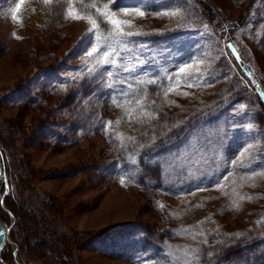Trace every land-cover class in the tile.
Segmentation results:
<instances>
[{"label": "rangeland", "instance_id": "1", "mask_svg": "<svg viewBox=\"0 0 264 264\" xmlns=\"http://www.w3.org/2000/svg\"><path fill=\"white\" fill-rule=\"evenodd\" d=\"M87 2L0 0L5 263L206 264L218 243L259 233V246L221 264H264V0H123L115 13L102 4L104 31ZM69 9L80 18H65ZM141 52L151 53L143 68ZM113 53L116 67L106 65ZM156 122L181 133L145 154L133 133ZM142 156L161 166L152 191L138 186Z\"/></svg>", "mask_w": 264, "mask_h": 264}, {"label": "trees", "instance_id": "2", "mask_svg": "<svg viewBox=\"0 0 264 264\" xmlns=\"http://www.w3.org/2000/svg\"><path fill=\"white\" fill-rule=\"evenodd\" d=\"M88 1L85 6L81 5L82 10L84 12L86 11H93L96 16L98 15V24L99 28L104 31V28L107 26L106 21H103L101 19V16L96 12V9L101 8V5H112V8H116L118 4H120L123 0H117V2L113 5V0H86ZM92 2V3H89ZM111 8V7H110ZM228 42H233L232 39H226L225 41V49L229 52L231 58H235L234 54L231 50L227 47ZM238 69L242 72L241 68L239 67L238 63H236ZM244 75V73L242 72ZM148 94L153 95L155 99L158 100V96L163 94V91H161L157 86L154 84H151L148 86ZM259 102L261 106L264 109V102L259 97ZM156 112L158 115L161 116V113H163L162 110L158 108V106L155 103ZM168 117H172V115L168 114ZM179 124V123H178ZM177 124V125H178ZM145 128L141 129L138 133H133L134 141H137L136 144L139 145L138 141L142 142V144H148L143 151L145 154L151 150V144L149 142H154L156 144L160 143L162 135H166L167 137H170L171 135H174L177 137L180 135L181 131H178L176 125H171L167 128L162 129L161 123H154L152 125H145ZM161 136V137H160ZM152 143V144H154ZM110 147L112 148L113 152L116 151V142L112 141L110 143ZM140 172H139V180H138V186L142 189L152 191L155 187H158L161 183L162 179V172H161V166L159 163L149 162L144 159V156L140 158ZM2 212V210H1ZM33 216L34 214H30ZM1 217V216H0ZM3 219V218H2ZM32 225V222L30 223ZM260 234H243L241 237H239L237 240L232 241H226L227 243H218L217 250H215L216 253H213L210 257H208L205 262L206 264H221V263H228L230 261L236 260L238 258H241L245 255H247V251L250 252L252 249H255V246H259L260 241L262 237L259 236ZM154 238L151 235L150 232H148V229H146V234L144 236V240H148L149 242L152 241Z\"/></svg>", "mask_w": 264, "mask_h": 264}, {"label": "snow or ice", "instance_id": "3", "mask_svg": "<svg viewBox=\"0 0 264 264\" xmlns=\"http://www.w3.org/2000/svg\"><path fill=\"white\" fill-rule=\"evenodd\" d=\"M116 2H117V0H113V5ZM20 6H21L20 4H17V6H16L17 9H19ZM109 7H112V5H109ZM145 8H146V5L145 4H141L140 7L136 8L135 10L138 11L140 13V15L142 16V15H144ZM112 10L115 13L116 9L114 7L112 8ZM166 14L167 13H157V15H166ZM65 18L79 19L80 17L75 15V14H73L71 9H69L68 15ZM13 19H16L15 15L13 16ZM112 24H113V26H115L117 24V22L116 21H112ZM205 27H207V26H205ZM122 28H124V25H119V28L117 30L119 31ZM120 35L121 36H127L130 39L133 35H141V33L120 32ZM122 43L124 44V50H127V51H132L137 46V42L136 41H131V46H129V41H122ZM139 44H141L143 46V48H148L149 47L147 42H139ZM227 47L229 48V50L233 49V45L232 44H228ZM96 51H98V50L94 49L93 52L89 53V56H92ZM148 55H151V53L141 52V53L137 54V57H135L134 59H136L138 67L143 68V67H145L148 64V60L145 59V57L148 56ZM122 62H123L122 54L113 53V54H108L107 55L106 65L107 64H111L112 67H116L119 64H122ZM104 71L107 72V75H108L109 79H114V78L118 77V75H119V73H114L111 70V68H109V67H104ZM125 71H132V70L131 69H125ZM158 74H159L158 72H155V73L152 74L151 78L153 79V81H155V78H156V76ZM176 75L180 76L181 79H183L185 83H188L189 81L193 80V78H194L193 75L185 74L183 72V69H181V71L179 73H177ZM196 77L198 78V74H196ZM124 83H125L126 87L131 88V83H129L127 81H125ZM178 83L179 82L177 81V84ZM170 86H173V85H171V82H170ZM189 86H194V85H189ZM111 87H112V85H108V88H111ZM109 94L113 96L114 100L117 99L115 94H113V93H109ZM176 94L177 95H184V93H180V92H177ZM120 95L131 97L132 94L130 92H125L123 89H121ZM261 98L264 99V93H261ZM125 171L127 172V170H125ZM125 179H131V177L129 175H126L125 177L121 178V182L123 183ZM133 182H136V181H133ZM261 222H264V221H261ZM3 235H4L3 229L0 228V241H2Z\"/></svg>", "mask_w": 264, "mask_h": 264}, {"label": "water", "instance_id": "4", "mask_svg": "<svg viewBox=\"0 0 264 264\" xmlns=\"http://www.w3.org/2000/svg\"><path fill=\"white\" fill-rule=\"evenodd\" d=\"M238 64L239 66L241 67L242 71L244 72L245 75H247L250 80H251V83L256 85V78L252 77L250 75V71L248 69V67L243 63L241 62L240 60H238ZM264 101V99H262ZM1 167V166H0ZM0 171L2 172V175H3V180H2V183L5 185L6 189L3 193V195L6 194L7 192V189H8V184H7V178H6V174L5 172L2 170V168L0 169ZM1 207H3L5 209V207L1 204ZM0 228L3 229V232H4V235H3V238H2V241H0V262L2 264H6L4 259H3V250H4V245L6 244V242H8L10 239H9V227L8 226H5V224L3 223L1 217H0ZM6 236V241L4 242V237ZM15 263L16 264H20L19 261L17 259H15Z\"/></svg>", "mask_w": 264, "mask_h": 264}, {"label": "bare ground", "instance_id": "5", "mask_svg": "<svg viewBox=\"0 0 264 264\" xmlns=\"http://www.w3.org/2000/svg\"><path fill=\"white\" fill-rule=\"evenodd\" d=\"M3 180V175H2V172L0 171V183L2 182ZM6 236L4 237V242L6 241ZM5 246V245H4Z\"/></svg>", "mask_w": 264, "mask_h": 264}]
</instances>
